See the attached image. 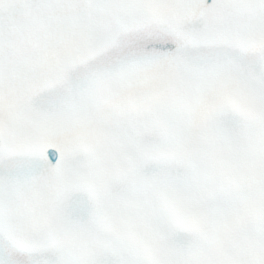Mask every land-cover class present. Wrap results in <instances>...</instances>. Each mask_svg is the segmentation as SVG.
I'll use <instances>...</instances> for the list:
<instances>
[{
	"label": "snow or ice",
	"instance_id": "6c2138e0",
	"mask_svg": "<svg viewBox=\"0 0 264 264\" xmlns=\"http://www.w3.org/2000/svg\"><path fill=\"white\" fill-rule=\"evenodd\" d=\"M0 264H264V0H0Z\"/></svg>",
	"mask_w": 264,
	"mask_h": 264
}]
</instances>
